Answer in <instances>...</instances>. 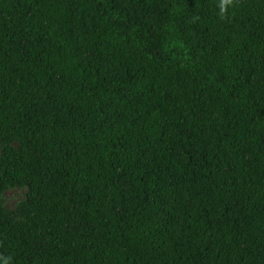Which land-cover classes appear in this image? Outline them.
I'll return each instance as SVG.
<instances>
[{"label":"trees","instance_id":"16d2710c","mask_svg":"<svg viewBox=\"0 0 264 264\" xmlns=\"http://www.w3.org/2000/svg\"><path fill=\"white\" fill-rule=\"evenodd\" d=\"M0 0L9 264H264V0Z\"/></svg>","mask_w":264,"mask_h":264},{"label":"rangeland","instance_id":"374dc122","mask_svg":"<svg viewBox=\"0 0 264 264\" xmlns=\"http://www.w3.org/2000/svg\"><path fill=\"white\" fill-rule=\"evenodd\" d=\"M2 147L3 142L0 141V156ZM27 191L28 188L26 185H8L0 194V207L5 209L13 216H16V210L26 200Z\"/></svg>","mask_w":264,"mask_h":264},{"label":"clouds","instance_id":"9594fccd","mask_svg":"<svg viewBox=\"0 0 264 264\" xmlns=\"http://www.w3.org/2000/svg\"><path fill=\"white\" fill-rule=\"evenodd\" d=\"M233 0H219L218 3V8H219V13L221 16L224 15V13L227 11V8L229 5H231ZM0 264H9V259L8 258H0Z\"/></svg>","mask_w":264,"mask_h":264}]
</instances>
